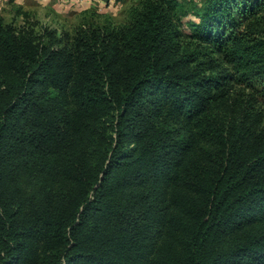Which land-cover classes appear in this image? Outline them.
Returning a JSON list of instances; mask_svg holds the SVG:
<instances>
[{"label": "trees", "instance_id": "trees-1", "mask_svg": "<svg viewBox=\"0 0 264 264\" xmlns=\"http://www.w3.org/2000/svg\"><path fill=\"white\" fill-rule=\"evenodd\" d=\"M192 7L58 46L0 17V264H264V127L225 109L264 82V0Z\"/></svg>", "mask_w": 264, "mask_h": 264}, {"label": "rangeland", "instance_id": "rangeland-1", "mask_svg": "<svg viewBox=\"0 0 264 264\" xmlns=\"http://www.w3.org/2000/svg\"><path fill=\"white\" fill-rule=\"evenodd\" d=\"M144 0H0V17L16 28L30 30L38 40L58 46L67 44L79 28L86 26H121L132 21V14ZM189 8H200L204 0H183ZM195 18L191 12L181 17L178 26L184 29L188 21ZM186 39V38H185ZM190 40L189 37H187ZM61 40V41H60ZM60 41V42H58ZM233 72L235 69L231 68ZM237 76V75H235ZM225 109L238 118L246 116L264 127V82L261 80L234 81ZM255 113H259L256 116ZM169 196L175 192L190 193L183 177L169 186ZM173 210L180 209L173 205ZM175 230V229H174ZM166 227L163 239L178 234Z\"/></svg>", "mask_w": 264, "mask_h": 264}]
</instances>
